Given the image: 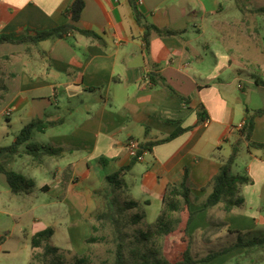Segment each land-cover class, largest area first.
Masks as SVG:
<instances>
[{"label":"crops","instance_id":"0c3cea01","mask_svg":"<svg viewBox=\"0 0 264 264\" xmlns=\"http://www.w3.org/2000/svg\"><path fill=\"white\" fill-rule=\"evenodd\" d=\"M73 1L0 0V36L19 39L71 22L65 10ZM84 2L75 24L102 40L71 33L43 40L32 53L25 44H0V120L17 127L0 147L40 119L57 124L34 131L31 143L63 149L41 163L24 153L4 158L5 166L53 192L86 237L83 216L100 204L96 198L104 208L106 177L131 161L128 142L165 139L182 128L126 174L132 196L146 207L153 197L162 204L168 184L188 170L192 209L200 210L191 232L206 239L203 246L222 238L232 244L240 232L264 235V148L241 142L232 172L248 178L239 187L242 204L204 208L241 125L264 108V12L257 11L264 0H135L148 23L176 32L152 30L148 43L129 0ZM252 140L264 143V113L254 119ZM1 185L10 190L0 172Z\"/></svg>","mask_w":264,"mask_h":264},{"label":"trees","instance_id":"16d2710c","mask_svg":"<svg viewBox=\"0 0 264 264\" xmlns=\"http://www.w3.org/2000/svg\"><path fill=\"white\" fill-rule=\"evenodd\" d=\"M129 1L135 19L140 25L146 27L144 37L147 43L152 30L157 31L161 36L176 34L175 31L161 29L148 23L145 14L139 9L135 0ZM84 6V0H74L65 10V15L71 18V22L48 30L33 31L19 39L10 35H1L0 44L5 42L25 44V52L32 53L33 48L43 40L62 38L71 33L82 34L100 41L102 37L95 31L82 29L75 24L80 20ZM257 11L263 13L264 7L258 8ZM155 78L156 76H153L152 80ZM162 81L165 82V79ZM165 84L167 85L166 82ZM167 87L171 88L169 85ZM183 99L187 102L186 97ZM197 113L203 119L205 117L204 107L199 106ZM263 113L264 108L247 116L240 127L242 138L233 144L231 154L221 164L219 172L212 179V190L205 201V209L224 203L225 209L230 211L242 204L243 199L240 196L239 187L247 182L248 178L244 175L233 174L232 168L241 152L242 140L247 141L251 148H264V143L252 140L254 119ZM55 124L57 123L44 122L40 119L33 120L20 130L13 144L0 147V172L6 176L12 193L31 194L35 190V181L20 171L7 168L3 159L24 153L32 155L37 163H41L44 155L59 156L62 148L33 144L30 141L34 131ZM183 131L184 129L181 128L165 139L141 144L139 153L150 151L155 145L168 142ZM22 146L24 149H21ZM137 162H139L137 157H132L129 164L106 177L103 193L104 208L96 214V223L91 224V235L84 240L89 250L94 243H109L106 258L98 264H202L209 263L239 248H242L247 256L252 257L253 261H264V235L249 236L248 233L243 232H240L237 240L232 244L212 250L200 258L194 255V235L191 232V225L200 210L192 209L193 195L188 170H185L180 183L168 184L163 194L160 214L154 222H148L142 203L132 196L126 179V174ZM54 233L55 229L49 226L33 234L32 248H41L42 251L34 253L32 259L40 260L41 264H65L67 262L64 253L67 249L51 243ZM5 239V235H0V244H3ZM89 250L83 253L75 251L73 264H96ZM69 251L72 252V250Z\"/></svg>","mask_w":264,"mask_h":264},{"label":"rangeland","instance_id":"374dc122","mask_svg":"<svg viewBox=\"0 0 264 264\" xmlns=\"http://www.w3.org/2000/svg\"><path fill=\"white\" fill-rule=\"evenodd\" d=\"M264 35V31H263ZM17 127L10 126L5 118L0 120V138L6 132H13ZM229 153H225L227 156ZM236 169V168H235ZM101 192V191H100ZM101 194V193H100ZM153 196H157L154 191ZM93 204V198L90 199ZM97 203L95 210L93 205L91 211L83 216L82 225H88L89 234L86 237L81 235L82 227L76 225L72 214L68 210V206L59 203L53 192L44 191L38 187L31 194H14L4 185L0 186V235H5V242L0 244V264H41L40 260L33 258L32 255L42 251L41 248L34 249L31 246V238L34 233L43 230L49 226L55 229V233L51 243L65 250L67 262L65 264H73L74 252L83 253L88 249L84 240L91 235V224L96 223V214L102 210V199L96 198ZM152 205L146 207L143 205L147 213L148 222H154L162 210L161 202L153 197ZM81 225V226H82ZM77 233L80 232L78 236ZM75 232V233H74ZM102 233V232H100ZM261 234V233H259ZM196 236V240H195ZM194 236L193 253L197 258L206 255L212 249H216L221 245L227 246L229 238L215 239L217 242L212 244L208 249V245L204 246L200 242H205L198 235ZM201 239V240H200ZM199 240V243L197 242ZM223 242V243H222ZM109 243L99 242L91 246L88 252L92 255L93 261L98 264L107 256V248ZM242 251V252H241ZM264 261H253V258L247 256L244 250H239L230 254L219 256L218 259L202 264H263Z\"/></svg>","mask_w":264,"mask_h":264},{"label":"built area","instance_id":"2783aa9c","mask_svg":"<svg viewBox=\"0 0 264 264\" xmlns=\"http://www.w3.org/2000/svg\"><path fill=\"white\" fill-rule=\"evenodd\" d=\"M128 148H129V154H130L131 158L137 157L138 161L144 160L145 151L142 153H139V151L141 150V147H140V144L137 140L131 139L128 142Z\"/></svg>","mask_w":264,"mask_h":264}]
</instances>
